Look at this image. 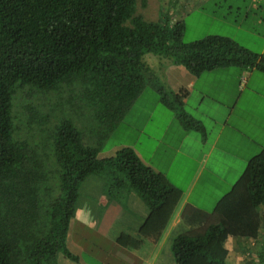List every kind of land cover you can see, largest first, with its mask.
Segmentation results:
<instances>
[{
    "label": "trees",
    "instance_id": "16d2710c",
    "mask_svg": "<svg viewBox=\"0 0 264 264\" xmlns=\"http://www.w3.org/2000/svg\"><path fill=\"white\" fill-rule=\"evenodd\" d=\"M138 1L0 0V264H47L60 253L77 259L67 239L88 176L118 199L135 191L144 200L149 213L140 232L152 242L162 239L181 202L182 190L134 148L100 158L72 121L53 120L51 98L63 88L75 86L112 130L145 88L147 54L194 75L229 65L264 72L263 54L224 35L185 42L183 20L171 22L170 13L146 20ZM154 87L187 127L202 129L183 113L186 89ZM262 204L264 152L212 211L185 206L171 235L174 261L229 264L227 239L255 238Z\"/></svg>",
    "mask_w": 264,
    "mask_h": 264
},
{
    "label": "crops",
    "instance_id": "0c3cea01",
    "mask_svg": "<svg viewBox=\"0 0 264 264\" xmlns=\"http://www.w3.org/2000/svg\"><path fill=\"white\" fill-rule=\"evenodd\" d=\"M173 1L181 6L211 0ZM178 12L176 15H182L185 9H178ZM180 20L183 19L177 21ZM259 53L264 55L263 52ZM147 55L150 56L145 59L146 62L159 71V77H164L166 88L173 91L187 90L183 111L202 129L187 127L181 120H177L183 130L179 131L182 136L177 151L184 154V168H172V173L174 177L180 178L181 184L153 165L151 158L148 162L145 160L146 148L130 147L148 165L164 173L173 185L182 190L181 202L162 239L152 242L140 232L149 209L135 191H129L118 199L106 191L99 178L86 177L79 189L75 215L71 220L67 239V246L77 259L63 254L62 259L67 264H71L70 261L81 264V253L84 251V247L74 238V225L83 234L84 240L88 234L110 239L115 257L118 255L117 264H177L172 252L171 235L180 227L185 206L189 204L206 212L212 211L240 178L249 160L264 152V72L256 68L242 69L235 65L218 67L209 70L208 77L213 72L219 71L222 74L232 70L233 79L202 85L208 81H200L205 72L194 75L185 66L174 64L167 58L152 53ZM192 100L195 102L192 103ZM196 151L199 155L193 156ZM193 159H198L196 166L189 164ZM188 165L192 174L186 181H182L180 174ZM213 189L226 191L222 195L208 191ZM259 211L262 222L255 238L230 236L227 239L225 246L228 249L229 264H264V204L259 207ZM111 249L105 251L113 254Z\"/></svg>",
    "mask_w": 264,
    "mask_h": 264
},
{
    "label": "rangeland",
    "instance_id": "374dc122",
    "mask_svg": "<svg viewBox=\"0 0 264 264\" xmlns=\"http://www.w3.org/2000/svg\"><path fill=\"white\" fill-rule=\"evenodd\" d=\"M136 8L137 13L149 21H164L169 13L172 14L170 21L173 23L183 19L185 42L209 35H224L257 53H264V0H211L181 6L173 0H145V4L144 0H139ZM178 9L181 11L185 9V12L176 15L179 13ZM149 56L145 55V59L147 60ZM209 74L210 72L207 71L202 75L200 81L208 80L202 85L208 82L219 83L234 77L232 70L222 74H219V71L213 72L208 77ZM158 75L159 71L152 68L143 92L112 130H109L108 125L104 123L105 119L99 118L95 108L88 101L81 99L75 86L71 90L63 88L60 97L51 98L52 104L49 109L54 116L53 120L59 121L63 118L72 121L82 132L86 144L100 148V158L110 157L124 146L146 148L145 160L148 162L151 158L153 165L164 170L173 181L181 184L180 178L174 177L172 168H184V154L177 151L182 136L179 131L183 130L177 123V120H180L179 117L176 118L177 109L165 105L161 100L160 92L154 87L155 84L167 87L164 85L166 84L164 77ZM188 110L195 113L193 110ZM148 147L151 149L148 150ZM198 152L200 153V149ZM198 155L197 151L193 154V156ZM196 161L198 159L195 161L193 159L189 164L196 166ZM189 168L190 165L180 174L182 181L190 178L192 173ZM208 191L222 195L226 190ZM73 231L76 242L84 247L81 264H117L118 255L116 254L115 257V252L111 249L113 242L110 239L88 234L84 240L83 234L76 225ZM95 245L98 247L95 248ZM106 249L108 251L111 249L113 254H109ZM62 256L63 253H60L56 258L57 261L52 259L47 261V264H67ZM70 262L78 264L76 261Z\"/></svg>",
    "mask_w": 264,
    "mask_h": 264
}]
</instances>
